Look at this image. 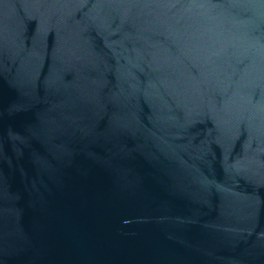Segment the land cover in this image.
Masks as SVG:
<instances>
[{"label": "water", "instance_id": "1", "mask_svg": "<svg viewBox=\"0 0 264 264\" xmlns=\"http://www.w3.org/2000/svg\"><path fill=\"white\" fill-rule=\"evenodd\" d=\"M0 264H264V0H0Z\"/></svg>", "mask_w": 264, "mask_h": 264}]
</instances>
